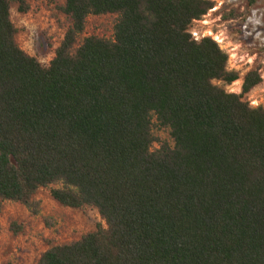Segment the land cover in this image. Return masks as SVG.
<instances>
[{"label": "trees", "instance_id": "obj_1", "mask_svg": "<svg viewBox=\"0 0 264 264\" xmlns=\"http://www.w3.org/2000/svg\"><path fill=\"white\" fill-rule=\"evenodd\" d=\"M29 1L0 0V201L38 216L50 189L105 224L36 264H264V107L246 99L263 79L248 72L240 94L216 84L239 73L189 31L214 2L65 0L71 24L44 66L11 20ZM106 15L113 38L79 43Z\"/></svg>", "mask_w": 264, "mask_h": 264}, {"label": "rangeland", "instance_id": "obj_2", "mask_svg": "<svg viewBox=\"0 0 264 264\" xmlns=\"http://www.w3.org/2000/svg\"><path fill=\"white\" fill-rule=\"evenodd\" d=\"M212 1L214 9L202 20L193 22L189 31L195 40L212 37L228 54V69L238 72L240 79L232 85L216 82L227 92L240 94L245 75L259 71L263 83L246 99L253 107H264V0ZM29 4L27 13H20L16 5L11 8V20L18 29L16 41L27 54L47 66L71 20L60 10L65 0H30ZM232 11L236 17L225 20L224 15ZM115 23L114 15L90 16L79 43L90 36L112 39ZM156 135L172 143L167 131H157ZM34 199L41 203L38 216L19 203L0 201V264H36L52 245L78 241L94 232L99 224L105 225L94 208L76 210L60 206L52 199L50 189H40ZM14 222L22 229L18 234L11 228Z\"/></svg>", "mask_w": 264, "mask_h": 264}]
</instances>
